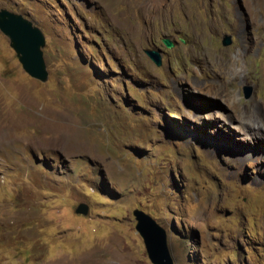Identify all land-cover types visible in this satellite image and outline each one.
<instances>
[{
  "label": "rangeland",
  "instance_id": "rangeland-1",
  "mask_svg": "<svg viewBox=\"0 0 264 264\" xmlns=\"http://www.w3.org/2000/svg\"><path fill=\"white\" fill-rule=\"evenodd\" d=\"M2 9L43 30L48 77L0 30V264H154L137 209L174 264H264V0Z\"/></svg>",
  "mask_w": 264,
  "mask_h": 264
},
{
  "label": "water",
  "instance_id": "water-1",
  "mask_svg": "<svg viewBox=\"0 0 264 264\" xmlns=\"http://www.w3.org/2000/svg\"><path fill=\"white\" fill-rule=\"evenodd\" d=\"M0 30L10 38L11 45L24 69L31 76L45 80L48 77V71L42 49L46 44L43 30L24 14L8 9L0 10ZM164 42L167 47L173 46L168 38H165ZM230 42V38L225 41V43ZM146 53L157 65L162 64L159 51L148 49ZM249 90H245L247 95ZM77 212L86 214L88 206L81 204ZM134 213L137 219L136 229L144 239L151 261L154 264H174L165 229L142 210L137 209Z\"/></svg>",
  "mask_w": 264,
  "mask_h": 264
},
{
  "label": "bare ground",
  "instance_id": "bare-ground-1",
  "mask_svg": "<svg viewBox=\"0 0 264 264\" xmlns=\"http://www.w3.org/2000/svg\"><path fill=\"white\" fill-rule=\"evenodd\" d=\"M6 124V123H5ZM8 124V123H7ZM2 125V124H1ZM1 128V127H0ZM7 128V127H6ZM5 128V129H6ZM1 129H3V128H1ZM0 129V140H1V138H2V130ZM9 128H7V130H8ZM12 129V128H11ZM6 131V130H5Z\"/></svg>",
  "mask_w": 264,
  "mask_h": 264
}]
</instances>
